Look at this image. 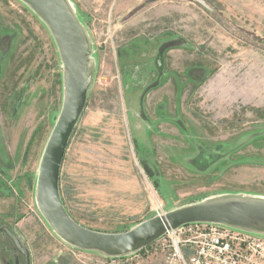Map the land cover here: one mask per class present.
<instances>
[{"label":"rangeland","instance_id":"374dc122","mask_svg":"<svg viewBox=\"0 0 264 264\" xmlns=\"http://www.w3.org/2000/svg\"><path fill=\"white\" fill-rule=\"evenodd\" d=\"M72 2L96 71L60 174L69 215L121 232L157 200L167 212L264 195V0ZM54 43L25 4L0 0V264H27L11 234L29 264H111L61 241L34 202L63 102ZM155 247L115 264H161Z\"/></svg>","mask_w":264,"mask_h":264},{"label":"water","instance_id":"95a60500","mask_svg":"<svg viewBox=\"0 0 264 264\" xmlns=\"http://www.w3.org/2000/svg\"><path fill=\"white\" fill-rule=\"evenodd\" d=\"M47 26L63 66V102L39 162L35 203L49 228L67 245L107 259L136 255L154 245L168 231L192 223L229 226L264 236V195L226 194L185 204L154 215L130 229L107 232L77 222L68 212L61 194V170L78 121L88 105L96 71L92 38L72 0H19ZM17 248L29 251L11 234Z\"/></svg>","mask_w":264,"mask_h":264},{"label":"built area","instance_id":"2783aa9c","mask_svg":"<svg viewBox=\"0 0 264 264\" xmlns=\"http://www.w3.org/2000/svg\"><path fill=\"white\" fill-rule=\"evenodd\" d=\"M153 211L155 215L166 212L158 200ZM151 246L163 256L161 264H264L263 235L219 223L181 226ZM108 260L115 264L117 259Z\"/></svg>","mask_w":264,"mask_h":264},{"label":"crops","instance_id":"0c3cea01","mask_svg":"<svg viewBox=\"0 0 264 264\" xmlns=\"http://www.w3.org/2000/svg\"><path fill=\"white\" fill-rule=\"evenodd\" d=\"M65 156H66V154H65ZM64 160H65V157H64ZM63 162V161H62ZM64 163V162H63ZM64 165V164H63ZM63 165H62V169H63ZM61 172H62V170H61ZM13 215H15V213L13 214ZM12 215V216H13ZM26 219V217L24 216V217H21V221H23V220H25ZM88 227H90V226H88ZM90 228H94V229H97V230H101V231H107V232H118V231H116V229H109V228H107V229H103V228H98V227H90ZM18 234H20V233H23V234H21V235H24L25 233H24V231H22V230H20V231H18L17 232ZM31 254H32V252H31Z\"/></svg>","mask_w":264,"mask_h":264},{"label":"trees","instance_id":"16d2710c","mask_svg":"<svg viewBox=\"0 0 264 264\" xmlns=\"http://www.w3.org/2000/svg\"><path fill=\"white\" fill-rule=\"evenodd\" d=\"M61 194H62V191H61ZM62 199H63V197H62ZM63 202V201H62Z\"/></svg>","mask_w":264,"mask_h":264}]
</instances>
